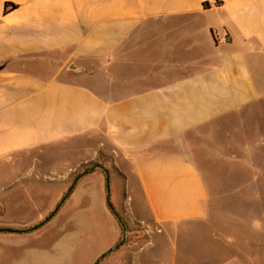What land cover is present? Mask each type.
Masks as SVG:
<instances>
[{
	"label": "crops",
	"instance_id": "crops-1",
	"mask_svg": "<svg viewBox=\"0 0 264 264\" xmlns=\"http://www.w3.org/2000/svg\"><path fill=\"white\" fill-rule=\"evenodd\" d=\"M215 1L0 0V264L14 243L38 238L37 229L7 230L23 223L8 209L29 198L17 185L47 177L60 196L72 172L97 155L108 157L127 191L117 189L114 172L91 168L68 197L87 198L83 182L91 178L100 188L95 197H110L113 179L120 217L175 229L207 217L197 167L161 148L264 97V0ZM6 2L16 8L4 12ZM108 208L106 220L114 216ZM97 213L87 207L75 217L74 229L101 233L103 246L88 264L104 250L97 264H140L141 241L122 238L116 246V220L109 242ZM254 227L244 236L225 229L212 236L210 248L233 253L203 264H264V219ZM249 240L257 255L245 252ZM33 246V254L45 252ZM24 257L14 263L28 264Z\"/></svg>",
	"mask_w": 264,
	"mask_h": 264
},
{
	"label": "rangeland",
	"instance_id": "rangeland-1",
	"mask_svg": "<svg viewBox=\"0 0 264 264\" xmlns=\"http://www.w3.org/2000/svg\"><path fill=\"white\" fill-rule=\"evenodd\" d=\"M161 150L177 152L195 164L207 190L208 215L200 222L181 223L178 229L119 216L124 226V241L137 238L141 241L140 250L136 252L140 264H203L202 260L207 257L215 261L222 255L232 254L229 248H210L212 236H219L223 229L240 230L244 236L264 219V97L234 113L172 137ZM103 167L114 172L105 155L86 160L69 176L67 187L78 174L91 168ZM114 177L117 189L123 192L125 186L115 172ZM47 179H29L14 189L16 192L28 193L29 198L26 206L8 209L9 218L23 221L22 225L11 229L18 232L37 229L35 234L38 238L33 240L30 237L28 241L14 243L8 251L10 256L7 255V264L10 261L15 264V260L23 253L25 260H29L28 264L35 260L40 264H88L89 257L96 256L103 246L98 247L97 242L101 233L95 229L92 233L74 229L75 217L82 215L87 207L98 210L97 214L104 224L100 231L103 235L107 232L110 242L117 234L114 226L117 219L111 216L106 220L105 209L111 206L117 211L121 210L114 197L113 179H110L109 184L110 197L108 194L95 197L100 189L99 184L92 178L88 179L83 182V188L88 192L87 198H75V194L66 196L65 199L68 198L55 212V218L36 226L53 212L67 191L66 188L57 196L53 191L57 182L48 184L50 180ZM21 203L24 205L26 201L14 200L15 205ZM60 234L64 243L62 241L58 245L55 241ZM151 240L153 243L146 245ZM251 243L249 240V246L243 248L248 256L257 255ZM33 245L40 246L45 252L41 255L33 254L30 249L37 248ZM105 252L98 255L95 264L105 256ZM206 263L210 264L211 261L206 259Z\"/></svg>",
	"mask_w": 264,
	"mask_h": 264
},
{
	"label": "trees",
	"instance_id": "trees-1",
	"mask_svg": "<svg viewBox=\"0 0 264 264\" xmlns=\"http://www.w3.org/2000/svg\"><path fill=\"white\" fill-rule=\"evenodd\" d=\"M215 3H219V1L216 0ZM203 6H204V8H208V7H209V3H208V2H204V3H203ZM14 8H16V5L13 4V3L6 2V3L4 4V12H7V11L12 10V9H14ZM103 172H105V170H103ZM76 177H79V174H78ZM76 177H75V178H76ZM75 178H74V179H75ZM64 200H65V198H64ZM109 208H110L111 212L113 213V215L115 216V218L117 219V221H118V223H119V225H120V227H121V231H122L121 238H120V240L118 241V243L116 244V246H118L119 243H120L121 240H122V237H123L124 226H123L122 221L120 220V217H119L118 214L116 213V211H115L111 206H110ZM47 217H48V216H47ZM48 220H49V219H48ZM39 224H40V223H39ZM39 224L36 225V226H39ZM7 230H9V231H14L15 229H11V228H9V229H7Z\"/></svg>",
	"mask_w": 264,
	"mask_h": 264
},
{
	"label": "water",
	"instance_id": "water-1",
	"mask_svg": "<svg viewBox=\"0 0 264 264\" xmlns=\"http://www.w3.org/2000/svg\"><path fill=\"white\" fill-rule=\"evenodd\" d=\"M77 178L78 177H76L75 179H73V181H72V183L70 184V186L68 187V189H67V191H66V193H65V195H64V197H62V199L59 201V204L54 208V210H53V212L52 213H50V215L48 216V217H46L45 219H44V221L43 222H41L39 225H42L44 222H46L56 211H57V209L59 208V206L62 204V202L64 201V198L70 193V191L72 190V188H73V186H74V184H75V182H76V180H77ZM108 184V183H107ZM110 206V205H109ZM123 242V241H122ZM121 242V243H122Z\"/></svg>",
	"mask_w": 264,
	"mask_h": 264
}]
</instances>
